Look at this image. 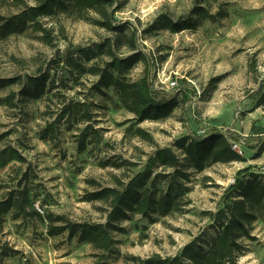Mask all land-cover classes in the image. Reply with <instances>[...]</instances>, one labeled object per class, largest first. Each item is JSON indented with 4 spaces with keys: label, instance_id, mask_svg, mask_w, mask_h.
Masks as SVG:
<instances>
[{
    "label": "rangeland",
    "instance_id": "rangeland-1",
    "mask_svg": "<svg viewBox=\"0 0 264 264\" xmlns=\"http://www.w3.org/2000/svg\"><path fill=\"white\" fill-rule=\"evenodd\" d=\"M113 1L111 31L97 23L95 13L82 19L69 5L35 22L20 20L10 32L4 24L38 0L0 1V80L5 82L0 154L14 150L25 160L0 167V201L27 172L21 186L41 215L15 217L10 211L4 216L0 250L7 246L13 252L3 264H140L155 254L173 257L192 241L207 251L219 232L208 214L223 208L237 180L264 176V0ZM200 6L214 19L193 15ZM189 17L196 20L195 29L174 33L164 27ZM88 52L94 55L87 59ZM111 52L119 60L129 58L128 68L111 67ZM136 54L142 57L138 62L132 58ZM94 67L129 82L148 75L150 95L170 103L171 114L140 122L124 107L117 88L104 87L101 76L90 72ZM67 106L74 113L60 118ZM213 134L225 136L241 159L190 169L189 191L179 198L178 212L152 213L154 221L133 215L116 223L113 246L104 256L78 237L69 239L68 231L49 235V224L106 223L108 204L89 201L90 194L127 184L159 150L170 149L183 161L181 139ZM82 140L86 149L80 152ZM152 172L157 190L167 192L163 176L172 169L156 163ZM255 214L235 264H264V212Z\"/></svg>",
    "mask_w": 264,
    "mask_h": 264
},
{
    "label": "trees",
    "instance_id": "trees-1",
    "mask_svg": "<svg viewBox=\"0 0 264 264\" xmlns=\"http://www.w3.org/2000/svg\"><path fill=\"white\" fill-rule=\"evenodd\" d=\"M0 1L21 3L24 0ZM113 4V0H38L35 6L30 7L21 16H17L15 21L13 19L7 21L4 28L10 32L20 20L35 22L37 18L52 14L56 10L66 11L71 5L72 10L82 19H88L90 12L95 13L98 16L97 23L111 31L115 28L111 13ZM192 14L198 15L200 20L214 19V16L201 6L193 10ZM2 19L0 16V21ZM164 25L167 29L177 33L186 29H195L196 20L189 17L176 24L167 21ZM38 29L42 30L45 33V38L50 40V33L47 30L42 27ZM90 54L94 55L88 52L85 53V57L88 59ZM110 55L113 57L111 67L123 66L128 68L129 58L119 60L112 52ZM132 58H135L134 62L142 59L137 54ZM70 62H72L73 67L84 69L82 64L75 63L73 59H70ZM146 63L148 64V62ZM90 72L101 76V83L104 87H116L124 107L133 113L140 122L165 119L171 114L172 105L170 103L157 102L150 95L148 75L139 81L129 82L117 79L112 73L97 67L91 68ZM4 84V80H0V87ZM73 113L74 107L67 106L62 111L60 118ZM88 129L86 128V132L82 133L83 136L88 135ZM136 133L147 136L141 129L136 130ZM177 146L183 151V161L170 149L159 150L148 168L130 179L127 184H123L120 188L99 189L88 196L89 201H100L108 204L109 211L106 223L65 222L66 225L61 227H54L49 224V235L55 236L62 231H68L69 239L78 237L79 241L91 244L104 256L113 246L112 230L117 227L116 223L126 221L133 215H142L150 221H154L151 216L152 213L168 216L180 210L179 198L189 191L185 182L189 181L190 169L202 171L211 163H231L241 159V156L230 146L225 136L221 134H213L203 140L183 138ZM85 149V141L82 140L79 151L83 152ZM10 160L25 161L16 151L7 149L0 154V167L7 165ZM156 163H159L164 169H172V172H169L167 176H163L168 179V191L165 193L157 190L158 176L152 178V167ZM24 176H27V172L18 182V188L12 190L8 198L0 201V227L4 222V216L10 211L14 212L15 217L22 215L27 217L41 216L38 211L32 209L28 188L21 186ZM229 192L230 196L224 202L223 208L217 213L208 214L212 216L219 232L207 251L197 247L196 241H192L173 257L163 258L159 254H155L142 260L140 264H235L240 252V240L249 236L253 221L256 219L255 210L259 209L264 212V176L252 174L250 179H239L229 188ZM233 194L236 196H232ZM48 218L50 223H53V218L50 216ZM57 219L62 221V217ZM11 252L13 250L7 246L0 250V264H3V258Z\"/></svg>",
    "mask_w": 264,
    "mask_h": 264
}]
</instances>
